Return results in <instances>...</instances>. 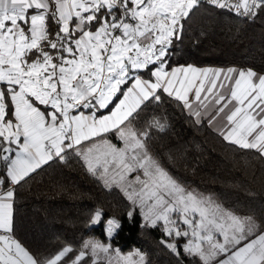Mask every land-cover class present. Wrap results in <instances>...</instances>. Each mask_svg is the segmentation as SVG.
I'll list each match as a JSON object with an SVG mask.
<instances>
[{"label":"snow or ice","instance_id":"6c2138e0","mask_svg":"<svg viewBox=\"0 0 264 264\" xmlns=\"http://www.w3.org/2000/svg\"><path fill=\"white\" fill-rule=\"evenodd\" d=\"M200 10L235 18L239 31L264 13V0H0V264H61L74 251L66 245L41 258L15 226L17 189L72 155L104 187L120 188L144 226L161 227L168 239L160 243L176 256L182 247L200 264H264V221L170 174L147 143L166 120L132 125L146 104L166 96L194 124L207 120L229 145L264 162V70L173 63ZM104 223L111 237L119 222ZM89 257L91 264H146L139 249L124 254L93 237L70 264Z\"/></svg>","mask_w":264,"mask_h":264},{"label":"trees","instance_id":"16d2710c","mask_svg":"<svg viewBox=\"0 0 264 264\" xmlns=\"http://www.w3.org/2000/svg\"><path fill=\"white\" fill-rule=\"evenodd\" d=\"M237 27L235 18L197 11L186 23L183 40L176 44L173 63L264 70V13L239 26V31ZM153 118L166 120L168 127L163 133L151 131L149 151L173 177L188 190L212 195L224 207L264 221V162L229 145L206 121L194 124L166 96L161 102L146 104L132 125L144 130ZM109 138L119 143L114 135ZM97 208L102 218L119 221L111 244L119 249L139 248L146 255V264H200L181 250L176 256L161 244L166 239L162 230L144 226L138 209H133L124 193L115 186L104 187L74 155L64 163H50L17 189V237L41 258H51L72 245L74 251L61 262L70 264L92 229L90 218ZM130 210L134 211L132 217L127 215ZM83 264H91V258Z\"/></svg>","mask_w":264,"mask_h":264},{"label":"rangeland","instance_id":"374dc122","mask_svg":"<svg viewBox=\"0 0 264 264\" xmlns=\"http://www.w3.org/2000/svg\"><path fill=\"white\" fill-rule=\"evenodd\" d=\"M118 146H120V142L118 143ZM140 174H141V176H142V173H140ZM134 175H135V174H133V176L130 177V179H131V178H134ZM137 187H139V186H137ZM119 189H120V188H119ZM128 190L131 191L130 188H129ZM129 202H130V201H129ZM130 203H131V202H130ZM131 204H132V203H131ZM140 217H141V222H142V223H145L141 215H140ZM107 219H110V218H108V217H103V218H102V217H101L100 222H98V223L92 225V229H91L90 233H89V234L87 233V234L85 235L84 239L89 238V237H97V238L100 239L102 242L109 243V244L112 246V248H114V249H119L117 246H114V245L111 244V238H112V236H111V237H108V236L106 235V233H105V223H104V222H105ZM158 228L161 229V227H159V226H158ZM116 229H117V228H116ZM114 232H115V231H114ZM114 232H113V234H114ZM113 234H112V235H113ZM165 238H166V237H165ZM84 239H83V240H84ZM166 239H168V238H166ZM181 241H183V240L181 239L180 241H178V243H180ZM181 243H182V242H181ZM136 249H139V248L130 245V246L126 247V248L119 249V250H120L121 252H123L124 254H127V253H129V252H131V251H133V250H136ZM139 250H140V249H139ZM179 250H181V248H179ZM140 251H141V250H140ZM141 252H142V251H141Z\"/></svg>","mask_w":264,"mask_h":264},{"label":"crops","instance_id":"0c3cea01","mask_svg":"<svg viewBox=\"0 0 264 264\" xmlns=\"http://www.w3.org/2000/svg\"><path fill=\"white\" fill-rule=\"evenodd\" d=\"M200 67H206V66H200ZM208 67H216V66H208ZM206 122H207V120H205ZM208 124V123H207ZM209 125V124H208ZM210 128L211 129H213L214 130V128L213 127H211L210 126ZM215 131V130H214ZM216 132V131H215ZM118 145V144H117ZM182 242V243H181ZM180 243H178L179 245H182L185 241L183 240V241H181ZM181 248V251H183V249H182V247H180Z\"/></svg>","mask_w":264,"mask_h":264},{"label":"clouds","instance_id":"9594fccd","mask_svg":"<svg viewBox=\"0 0 264 264\" xmlns=\"http://www.w3.org/2000/svg\"><path fill=\"white\" fill-rule=\"evenodd\" d=\"M118 221V220H117ZM119 222V221H118ZM93 238H96V239H98L97 237H93Z\"/></svg>","mask_w":264,"mask_h":264}]
</instances>
